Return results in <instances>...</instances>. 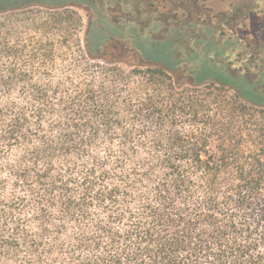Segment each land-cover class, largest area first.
Listing matches in <instances>:
<instances>
[{
  "label": "clouds",
  "instance_id": "clouds-1",
  "mask_svg": "<svg viewBox=\"0 0 264 264\" xmlns=\"http://www.w3.org/2000/svg\"><path fill=\"white\" fill-rule=\"evenodd\" d=\"M92 22L90 13L81 59H96L88 45ZM47 39L16 21L0 32V264H264V219L258 209L250 215L256 200L264 207L260 168L232 157L235 164L209 170L208 156L215 160L226 150L211 126L191 113L162 127L144 114L133 119L128 105L146 100L138 83L121 92L99 66L94 76L70 70L71 57L42 65L33 53ZM161 76L174 95H191L192 87ZM101 85L114 94L95 97L96 106L119 124L94 118L78 99L68 107ZM205 89L202 83L197 95ZM207 90L205 120L227 124L235 109L233 132L245 123L248 129L237 157L258 155L247 135L255 139L253 128L264 126V97L229 88L212 103L216 89ZM176 135L190 143L181 148ZM202 137L207 155L197 161L188 149ZM247 180L260 182L258 196L253 208L237 207V190Z\"/></svg>",
  "mask_w": 264,
  "mask_h": 264
},
{
  "label": "trees",
  "instance_id": "trees-1",
  "mask_svg": "<svg viewBox=\"0 0 264 264\" xmlns=\"http://www.w3.org/2000/svg\"><path fill=\"white\" fill-rule=\"evenodd\" d=\"M73 4H79L80 7H73ZM35 8L42 10L37 11ZM71 8H81L87 11L88 16L90 13L93 15L88 45L89 51L96 59L80 58L85 55L83 52L85 38L84 42H81L79 30L77 31L81 19L79 18L78 25L76 19L78 14ZM42 16H46L47 19H41ZM8 21H16L24 26L35 21L34 29L48 37L44 43L37 41L36 52L33 53L34 58L39 55L42 65L47 63L50 67L54 66L56 55L65 49L73 51L70 54L72 58L70 67L83 66L86 75H90L96 63H105L107 66L104 72L111 74L113 88L119 87L121 92L126 89L129 82L138 83L146 95V100L140 107L128 105L127 111L132 113L133 119L144 114V119L162 127L167 119H171L168 121L175 124L176 121L172 119L177 113L182 112L191 113L194 120L200 119L211 126L214 129L211 135L220 134L225 138L226 150L218 159L214 160L212 156H208L205 166L209 170L215 172L227 167L229 163L235 164L236 160L230 159L232 157L244 159L245 163L251 159L253 165L260 168L259 175L264 179V164H261V157H264V126L253 128L252 131L257 133L255 139L251 133L247 135V141L258 147V155L249 154L248 157H243L241 154L237 157V151L245 144V138L241 133L248 132V129L245 123L243 127L236 128L233 132L236 110L230 109L232 119L227 124L211 118L205 120L207 106L203 98L212 96V92L207 89H216V98L212 103L222 100L229 88L239 89L245 95L255 94L257 97H264V57L258 56L245 62L244 59L239 60L236 54L238 50L249 54V44L242 47L234 36L220 38L217 29L212 28H208L206 35L196 40L188 38L182 31L177 40L171 37L151 39L144 36L140 28L134 24L111 22L106 13L98 8L96 0H0V32L6 29ZM237 61H241V70L233 68ZM124 66L131 68L129 74L123 72ZM161 73L178 86L192 87L191 95H174L171 92L172 85L164 82ZM47 74L45 72V75ZM202 83H207V89L198 96L197 92ZM149 91L151 95L148 94ZM187 92L188 89H185V93ZM161 93L167 95L162 96ZM112 94L113 89H105L103 85L98 91L89 88L71 100L68 107L71 108L78 99L81 103L87 104L94 118L101 119L106 124H119V121H111V113L103 106L97 107L94 99L100 96L107 99ZM245 111L240 110L241 120ZM260 116L264 120V112H261ZM257 123L259 125V122ZM193 139L195 140V137ZM173 143L184 148L185 144L190 142L176 135ZM207 143L208 139L204 137L199 144L191 143L188 151L195 160L201 161V154L207 155L204 151ZM241 179H244L243 175ZM259 188L258 180H247L239 186L236 206L253 208L251 198L258 196ZM228 199L231 200L232 197ZM255 203L256 206L250 215L254 218L258 209L261 218L264 219L262 201L256 200ZM256 223L259 226V221Z\"/></svg>",
  "mask_w": 264,
  "mask_h": 264
},
{
  "label": "rangeland",
  "instance_id": "rangeland-1",
  "mask_svg": "<svg viewBox=\"0 0 264 264\" xmlns=\"http://www.w3.org/2000/svg\"><path fill=\"white\" fill-rule=\"evenodd\" d=\"M96 2L98 8L106 13L111 22L134 24L140 28L144 36L151 39L171 37L177 40L182 31L188 38L196 40L206 35L208 28H212L217 29L220 38L234 36L242 47L250 45L249 54L243 50L237 51L239 60L244 59L247 62L258 56L264 57V0H96ZM71 10L77 12L81 19L79 37L81 42H84L83 26L88 24V13L81 8ZM28 26L34 28L36 22L32 21ZM72 52L63 49L56 58L69 59ZM235 64L233 68L242 69L241 61ZM96 66L104 73L107 65L102 62L96 63ZM76 68H81L83 73L86 72L83 66L70 67V70ZM122 69L125 74H129L131 68L124 66ZM96 72L97 67H94L89 76H94ZM177 114L188 115L182 112ZM172 120H175V117Z\"/></svg>",
  "mask_w": 264,
  "mask_h": 264
}]
</instances>
